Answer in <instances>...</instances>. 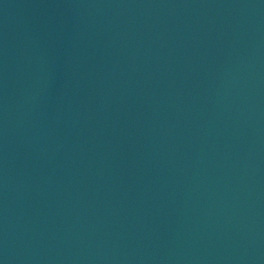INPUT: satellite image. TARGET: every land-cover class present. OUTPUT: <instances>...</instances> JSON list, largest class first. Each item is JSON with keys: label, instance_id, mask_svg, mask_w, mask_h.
<instances>
[{"label": "water", "instance_id": "95a60500", "mask_svg": "<svg viewBox=\"0 0 264 264\" xmlns=\"http://www.w3.org/2000/svg\"><path fill=\"white\" fill-rule=\"evenodd\" d=\"M0 264H264V0H0Z\"/></svg>", "mask_w": 264, "mask_h": 264}]
</instances>
